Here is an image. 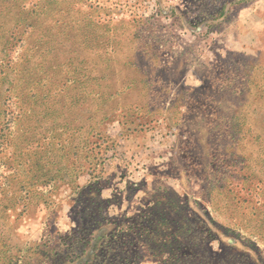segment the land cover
Returning <instances> with one entry per match:
<instances>
[{
	"label": "rangeland",
	"instance_id": "1",
	"mask_svg": "<svg viewBox=\"0 0 264 264\" xmlns=\"http://www.w3.org/2000/svg\"><path fill=\"white\" fill-rule=\"evenodd\" d=\"M0 264H264V0H0Z\"/></svg>",
	"mask_w": 264,
	"mask_h": 264
}]
</instances>
